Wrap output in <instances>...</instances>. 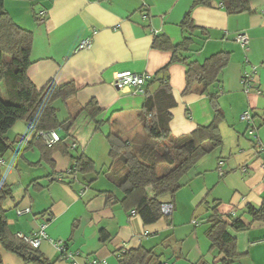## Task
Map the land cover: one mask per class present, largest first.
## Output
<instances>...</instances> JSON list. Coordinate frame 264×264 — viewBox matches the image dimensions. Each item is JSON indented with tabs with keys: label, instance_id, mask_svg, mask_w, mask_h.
I'll list each match as a JSON object with an SVG mask.
<instances>
[{
	"label": "crops",
	"instance_id": "0c3cea01",
	"mask_svg": "<svg viewBox=\"0 0 264 264\" xmlns=\"http://www.w3.org/2000/svg\"><path fill=\"white\" fill-rule=\"evenodd\" d=\"M242 3L246 9L240 13L227 12L219 1L191 12L197 29L190 58L202 61L216 52L229 53L217 87L224 115L219 124L223 143L197 162L173 196L163 198L173 205L171 215L144 223L132 208H125L121 191L104 171L109 160L105 134H117L135 146L147 139L138 117L145 96L129 87L117 88L111 79L124 70L154 75L168 65V83L176 102L170 110L171 134H188L209 124L212 110L202 87L195 85L183 93L185 65L171 63L170 51L152 47L158 34L174 44L181 40L179 23L191 0L4 1L13 20L32 31L27 76L36 88L50 80L58 85L72 82L77 88L74 97L57 106L58 112H65L59 119L75 118L68 138L76 142L72 153H82L95 170L78 174L71 183L58 180V173L71 165L70 155L56 150L42 157L38 146L26 142L32 133L26 141L19 140V135L29 132L26 123L24 134L9 135L15 125L10 128L5 135L13 145L0 155V177L13 188L2 203L13 236L38 233L44 224L45 236L36 255L50 264H87L93 259L119 264L120 251L139 247L157 256L155 264H225L224 255L211 247L205 234L209 205L216 203L223 217L238 218L245 226L227 228L236 242L233 264H264V219H253L246 211L247 205L259 208L264 199V0ZM43 10L46 14L40 17ZM239 32L249 38L246 50L235 40ZM85 38L92 40L91 47L76 50ZM251 72V85L260 93L243 89L241 77ZM158 87L154 82L146 90L153 94ZM91 100L102 109L97 130L81 111ZM246 112L250 123L241 119ZM245 165L247 171L242 172ZM26 207L29 212L17 214V209ZM101 232L107 235L104 240ZM57 240L74 252L73 261L60 256L52 243ZM0 264L36 263L0 246Z\"/></svg>",
	"mask_w": 264,
	"mask_h": 264
},
{
	"label": "trees",
	"instance_id": "16d2710c",
	"mask_svg": "<svg viewBox=\"0 0 264 264\" xmlns=\"http://www.w3.org/2000/svg\"><path fill=\"white\" fill-rule=\"evenodd\" d=\"M0 0V155L12 149L13 141L6 137L7 131L17 121H23L29 132L19 135V140L26 141L29 133L32 138L26 141L28 146H38L42 157L56 150L70 155L71 165L66 171L58 173L57 178L68 183L75 180L78 174L95 172L93 162L82 153L74 155L69 152L67 142L69 130L75 118L67 115L58 117L57 102H65L74 97L77 88L72 82L58 85L50 80L44 87L37 89L27 76L30 65V52L33 40L31 30L19 26ZM219 1L229 13H240L246 8L242 0H191L190 7L179 23L183 36L178 43H172L164 34L154 35L152 47L171 52L170 62L185 65V88L189 92L193 86L200 85L212 110L211 122L198 126L192 132L180 136L171 134L169 122L170 110L176 105L168 83V65L159 69L151 80L144 85V102L139 110V120L147 139L143 144L131 145L119 135L108 132L105 139L108 144V165L104 171L121 191L123 205L137 212L144 223H152L162 217L161 205L166 196H173L187 180L185 177L197 162L205 155L219 148L223 138L219 124L223 120V111L217 101L221 74L229 61V53L220 51L204 58L202 61L191 59L188 52L194 42V24L191 12L197 6H210ZM45 11V10H43ZM42 12V11H41ZM35 20L38 18L33 14ZM40 17H43L40 15ZM187 33V34H186ZM157 82L159 87L149 94L146 87ZM88 117L95 130L98 129L99 115L102 109L95 100L89 101L81 109ZM61 131V140L48 147L39 136L40 132ZM59 134V133H58ZM160 166L167 169L159 173ZM13 188L0 177V246L16 254L24 261L36 264H50L47 259L36 255L37 248L30 247L9 231L3 201L12 195ZM209 205L207 216L208 227L205 231L212 248L224 255L225 264L237 260L235 239L228 233L229 226L241 230L244 224L232 216L223 217L216 208ZM246 211L253 219H264V199L259 208L246 206ZM168 218L169 216H165ZM229 219L231 221H229ZM107 235L101 232V239ZM119 264H155L157 256L143 247L120 251Z\"/></svg>",
	"mask_w": 264,
	"mask_h": 264
},
{
	"label": "built area",
	"instance_id": "2783aa9c",
	"mask_svg": "<svg viewBox=\"0 0 264 264\" xmlns=\"http://www.w3.org/2000/svg\"><path fill=\"white\" fill-rule=\"evenodd\" d=\"M45 14H46V11H42L40 13L41 16H44ZM235 40L238 42V44L243 49L246 50L248 48L249 38L246 33H243V32L236 33ZM91 45H92V40L90 38H85L79 41L75 49L76 50L88 49L91 47ZM151 78H152V75L149 73H145V72H134L130 70L117 71L113 74V77L111 79V84L117 88L129 87V88L135 89L137 92L143 93L144 85L147 83V81L151 80ZM252 78H253L252 72L245 73L241 77V84L243 86V89L246 92L256 91V93H260L259 89L251 85ZM241 119L246 121L247 123H250L251 116L246 112V113L241 114ZM249 133L251 134V136H253V138L255 137L253 129H250ZM39 136L41 137V139L45 142V144L48 147L52 146L54 143L61 140L59 134L54 130L40 132ZM67 147H68L69 152H73L76 149V142L75 141L67 142ZM258 148L261 149V146H258ZM241 171L246 172L247 165L243 166L241 168ZM68 173H69V170L66 171V175ZM220 173L222 174V172ZM58 178L60 179L63 177L62 175H58ZM172 211H173V205L170 201H166L162 203L161 205L162 216L164 217L169 216L171 215ZM16 212L18 215H20L22 213L29 212V208L27 207L19 208L16 210ZM44 226H45L44 224L41 226V230L38 233L24 234V233L18 232L15 234V236L21 239L22 241H24L25 243H27L30 247L38 248L41 242V238L45 236L44 231H43ZM52 243L56 247V249L59 251L61 257L65 259H69L71 261L75 259L74 252L69 251L66 247V244H64L62 241L57 240ZM87 264H107V263L104 260L93 259L89 261ZM165 264H169V263H165Z\"/></svg>",
	"mask_w": 264,
	"mask_h": 264
},
{
	"label": "rangeland",
	"instance_id": "374dc122",
	"mask_svg": "<svg viewBox=\"0 0 264 264\" xmlns=\"http://www.w3.org/2000/svg\"><path fill=\"white\" fill-rule=\"evenodd\" d=\"M34 4V3H33ZM34 8L35 9H37V6L36 5H34ZM61 105H62V102L61 101H58L57 102V106H59V107H61ZM61 110H63V109H61ZM63 114H65V112H58V117H60V118H62L64 115ZM25 128H26V126H25V124H24V122L23 121H17L16 122V124H15V126L13 127V129L9 132V135H11L12 133H17V134H24L27 130H25ZM105 141H106V139H105ZM107 142V141H106ZM107 152H108V149H107ZM105 157H107L106 155H105ZM108 158V157H107ZM104 160H106V158L104 159ZM104 162H106V161H104ZM108 163H109V161H108ZM167 169V166H160L159 167V169H158V172L159 173H162V172H164L165 170ZM101 176V179L102 180H106L105 178H104V175L103 174H101L100 175ZM164 216H162V218H163Z\"/></svg>",
	"mask_w": 264,
	"mask_h": 264
}]
</instances>
